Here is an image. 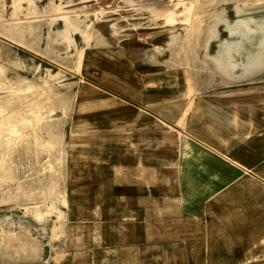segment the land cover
I'll use <instances>...</instances> for the list:
<instances>
[{
	"label": "rangeland",
	"instance_id": "obj_1",
	"mask_svg": "<svg viewBox=\"0 0 264 264\" xmlns=\"http://www.w3.org/2000/svg\"><path fill=\"white\" fill-rule=\"evenodd\" d=\"M158 98L182 113L167 119L173 143L194 139L184 116L212 98L264 118V0H0V264H48L70 204L110 181L102 157L130 140L157 148L154 130L116 118L158 113ZM262 244L215 264H264Z\"/></svg>",
	"mask_w": 264,
	"mask_h": 264
},
{
	"label": "crops",
	"instance_id": "obj_2",
	"mask_svg": "<svg viewBox=\"0 0 264 264\" xmlns=\"http://www.w3.org/2000/svg\"><path fill=\"white\" fill-rule=\"evenodd\" d=\"M134 79L133 85L146 88L145 77ZM116 80L124 85L129 78L118 74ZM157 101L158 113L123 111L116 118L127 124L126 130L118 128L122 131L154 130L157 148L130 140L118 144L110 160L102 157L112 170L110 181L96 175L101 190L93 184L86 203L70 204L63 248L48 264L245 262L247 247L263 245L264 118L259 106L248 107L242 98H212L206 110L195 105L184 116L194 139L173 143L167 141V119L177 120L181 111L167 112L166 98ZM248 198L260 199V207Z\"/></svg>",
	"mask_w": 264,
	"mask_h": 264
}]
</instances>
